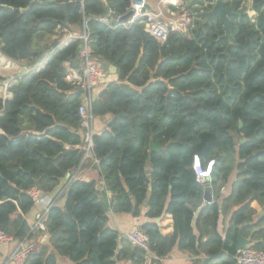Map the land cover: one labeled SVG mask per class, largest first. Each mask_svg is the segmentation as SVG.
<instances>
[{"label":"trees","instance_id":"1","mask_svg":"<svg viewBox=\"0 0 264 264\" xmlns=\"http://www.w3.org/2000/svg\"><path fill=\"white\" fill-rule=\"evenodd\" d=\"M214 2L169 5L181 19L168 23L161 43L145 30V18L127 27L99 20L109 11L117 20L131 0H0V53L8 60L31 67L65 28L85 30L90 56L116 69V80L91 101L93 118L111 116L92 138L97 163L82 162V93L66 80L67 65L80 68V39L51 53L41 70L14 79L11 96L0 97V231L15 240L46 236L24 264H58V257L139 264L140 251L107 226V214L137 217L143 207L148 220L139 228L149 237L151 264L175 247L194 264H236L239 230L264 251V215L257 218L251 206L264 207V0H251L254 15L240 9L241 0H224L240 12L229 15L232 42L219 16H207ZM150 141L160 150H150ZM193 155L203 165L214 160L210 202ZM80 165H91L99 179L71 180L48 207L44 229L31 230L29 191L51 194ZM164 214L171 215V235L155 221ZM220 216L228 218L224 235Z\"/></svg>","mask_w":264,"mask_h":264},{"label":"built area","instance_id":"2","mask_svg":"<svg viewBox=\"0 0 264 264\" xmlns=\"http://www.w3.org/2000/svg\"><path fill=\"white\" fill-rule=\"evenodd\" d=\"M170 4L177 5V1L171 0ZM130 10H132V14L125 21L116 20L112 11H109L107 15L100 17L99 20L107 25L113 24L127 27L135 19L145 18V30L161 43L166 40L168 34V23L157 18L160 13L154 14L147 11L145 9V0H131ZM58 32L63 33V35H70L65 28L59 29ZM76 38L81 40V46L79 49L80 68H73L67 65L66 80L69 81L75 88H80L82 95H85V99L82 98V102L78 107V114L80 118L79 128L82 132L84 140V144L81 146L84 151L83 161L90 158L94 163H97L98 160L93 158L91 154L93 147L92 138L95 133L93 130L94 118L90 113V107L91 101L93 100L92 90L99 87V84L105 78L106 71L103 69L100 61L90 56L87 47L88 35L86 31L83 30V32L77 35ZM6 61L11 64L10 66L14 65V62L8 60L7 58ZM191 165L194 170L196 180L203 182L205 180H209L214 160H208L207 163L203 165L199 157L197 155H193ZM66 185L61 188L59 195L65 189ZM29 193L34 201L32 209L34 208L37 210L35 213L37 221L35 220L31 230H43V217L50 204L53 203L54 198L44 200L43 195L37 190V188H32ZM126 238L133 248L140 251L141 262L139 264H151L153 253L150 250L148 235L142 229L135 226L126 233ZM10 242L15 243V247L2 264H24L29 253L36 252L39 248V242L37 241L31 242L27 239L15 240L11 236L0 231V246L7 245ZM234 259L236 264H264V251L260 249H252L249 246L248 248L236 250Z\"/></svg>","mask_w":264,"mask_h":264},{"label":"crops","instance_id":"3","mask_svg":"<svg viewBox=\"0 0 264 264\" xmlns=\"http://www.w3.org/2000/svg\"><path fill=\"white\" fill-rule=\"evenodd\" d=\"M171 0H145V8L147 11H150L152 13L155 14V12H157L158 14H161V10L165 9L166 12H168L170 15H174L175 12L171 11L169 9V5H173L170 4ZM177 3H179L180 0H176ZM232 1V0H230ZM245 4L246 6V11L248 13H252L251 15H254V12L251 10V0H241V5L240 8H242V4ZM163 21V20H162ZM171 23V21L169 22ZM80 33H76V32H70V35H64L59 41L58 45H57V49H61L63 48L69 41H71L72 39H76V36L79 35ZM56 37H53V39H55ZM0 56H3L0 53ZM4 58H6L5 56H3ZM19 64V68H18V72L21 69V64ZM45 61L42 62L41 64L38 65L37 70H41L44 67ZM8 69V67H6ZM109 73V72H106ZM105 73V74H106ZM0 76H2L3 78H5L4 80H2V83H0V97H2L3 99H7L11 96L10 92L8 91V86H10L14 80H10L7 81L8 77H12L11 74L3 75L2 72H0ZM116 76V75H115ZM115 80V79H114ZM100 91V90H99ZM98 94V92H94V94H92V98L96 97ZM85 95H82V98H84ZM111 116L110 115H104L101 117H94L93 121H96L95 123L93 122V130H94V126L96 125L98 132L99 133L102 129H104L107 124L108 121L110 120ZM95 133V131H94ZM87 161L89 159H86ZM84 160V161H86ZM82 161V162H84ZM82 165V163H81ZM79 166L78 168H76L75 170L69 172L63 179L60 180L59 185H57V187L55 188V190L51 193V194H46L43 195V199L44 200H48V198H54V197H58L59 193L61 192V188L63 186H65L67 183H69L71 180H98L99 179V175L98 172L91 166V165H85V166ZM205 186H206V190H205V194H210L211 195V200H212V193L211 190L208 186V182L209 180H205L203 181ZM228 190V186L223 187V190H221L222 193H227ZM204 194V197H205ZM204 202H207L205 200V198H203ZM251 206L256 210V216L257 218H261L264 215V207H261L256 201H253L251 203ZM146 208L143 207L141 210V214L137 217H134L132 215V213H113L111 211L108 212V222H107V226L118 231L119 237L120 238H126V233L133 227L137 226L139 227V225L142 222L147 221L148 219L144 216V212H145ZM36 209H32L31 211H29L26 216L25 219L27 221V223L29 224L30 228H32V226L35 223V220L37 221L36 217H35V213H36ZM156 223L160 226V230L163 234L166 235H171L173 233V221L171 218L170 214H164L162 217L157 218ZM228 218H224L223 216H220L219 219V232L224 235V227L225 224H227ZM46 236L43 232L36 234L34 237H32L29 241L31 242H39L42 241L43 239H45ZM15 247V243L10 242L7 245H2L0 246V264L3 263L4 260L7 259V257L9 256L10 252L13 250V248ZM60 260H58V264H73L71 263L68 259L64 258V257H60ZM123 264H130L129 262H125ZM161 264H194V259L192 257H190L186 252L180 251L178 250L176 247L172 249V251L161 260Z\"/></svg>","mask_w":264,"mask_h":264},{"label":"water","instance_id":"4","mask_svg":"<svg viewBox=\"0 0 264 264\" xmlns=\"http://www.w3.org/2000/svg\"><path fill=\"white\" fill-rule=\"evenodd\" d=\"M31 3H32V1L30 2V4ZM27 8H28V6L25 9H27ZM131 14H132V10H129L126 14H124L123 16H120L118 18V21H125L126 19H128L131 16ZM213 14H217L219 16L220 21L223 24L224 29H225V35L230 40V42H232V38H231L230 33H229V15H232V14L239 15L240 12L235 10L234 8L226 7L224 0H215L211 10L207 13V16H210ZM58 43L59 42H55L47 52L41 53L40 56L37 58V60L34 62V64L31 67H28L24 62H21L20 64L22 67L19 70V72H17L13 76L12 79H11V76L8 77L7 81L14 80V79H20L26 73L31 72V71L37 72L38 71L37 70L38 65L44 61L46 62L48 56L56 50ZM101 63H102L103 69L106 72L115 74L116 69L112 65H109L105 62H101ZM0 82H2V81H0ZM76 92H82V91L80 88H77ZM118 115H120V114H118ZM239 128H241V123H239ZM241 142H243V139H241ZM160 148H161L160 145H157L153 141H150V150L155 151V150H160ZM148 159H150V158H148ZM204 198L207 202H209L211 200V195L205 194ZM250 240H251L250 236L244 237L241 234V230H239L237 233L236 241H235V249L239 250L242 248H248Z\"/></svg>","mask_w":264,"mask_h":264},{"label":"rangeland","instance_id":"5","mask_svg":"<svg viewBox=\"0 0 264 264\" xmlns=\"http://www.w3.org/2000/svg\"><path fill=\"white\" fill-rule=\"evenodd\" d=\"M181 2H182V0H180L179 3H177V5H179ZM240 9H242V10L246 9V6L244 3L242 4V8H240ZM161 11H162L161 14L158 15L157 18L160 20H163V22L169 23L171 21L172 24L176 25L178 23V21L181 19V17L177 14V12H175V14L172 16L168 12H166L165 9H162ZM155 14H158V13L155 12ZM248 14L251 15L252 13L250 12ZM0 58H3V60L0 59V72H2V74L6 75V76L8 74H11L12 75L11 79H12L13 76L18 72L19 64L14 62V65L10 66L7 69L5 67V63H4V61L6 62V58L1 57V56H0ZM114 79L116 80L115 74L106 73L104 80L99 84L98 88H94L92 90V94H94V92H99V90H101L106 85L107 82L113 81ZM93 122L95 123L96 121H93ZM94 131H95V133L98 132L96 125L94 126ZM59 258L60 257H58V260H60Z\"/></svg>","mask_w":264,"mask_h":264}]
</instances>
